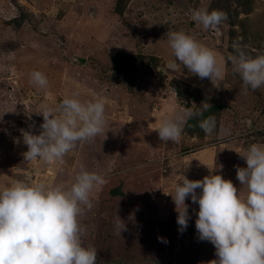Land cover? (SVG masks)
Listing matches in <instances>:
<instances>
[{"label": "rangeland", "instance_id": "1", "mask_svg": "<svg viewBox=\"0 0 264 264\" xmlns=\"http://www.w3.org/2000/svg\"><path fill=\"white\" fill-rule=\"evenodd\" d=\"M197 9L227 20L204 29L191 19ZM169 31L211 49L222 77L169 70ZM234 44L252 57L264 53V0H0V189L17 180L67 187L84 165L106 179L80 217L96 264H210L217 257L198 238L199 205L186 199L191 218L180 232L171 195L183 175L219 174L247 196L237 168L247 166L241 155L252 144L264 145V86L246 88L234 73ZM34 71L46 75V88L31 83ZM73 93L104 99V132L79 142L63 164L25 159L23 134H39L42 108ZM185 107L208 112L216 130L186 123L178 142H162V119ZM117 214L127 227L121 235Z\"/></svg>", "mask_w": 264, "mask_h": 264}, {"label": "clouds", "instance_id": "2", "mask_svg": "<svg viewBox=\"0 0 264 264\" xmlns=\"http://www.w3.org/2000/svg\"><path fill=\"white\" fill-rule=\"evenodd\" d=\"M191 19L204 29L218 27L227 20L220 10H192ZM174 60L168 69L186 67L201 79L212 82L222 77L224 68L214 52L192 36L181 31L167 33ZM229 57L234 73L240 75L246 88L264 86V53L252 57L239 45ZM179 61V63L177 62ZM31 83L48 86L46 75L31 73ZM205 110H207L205 108ZM39 134L25 132V159L44 164H63L64 157L79 142H87L104 132L105 101L97 97L82 101L79 93L62 99L58 106H44ZM202 112L185 107L162 119L157 129L162 142H178L189 119ZM206 135L216 130L215 118L200 122ZM246 167L237 168V179L248 193L241 198L231 180L210 174L202 180H189L183 175L171 195L176 207L179 231L188 227L190 197L199 205L195 227L198 238L215 247L216 259L210 264H264V145L252 144L245 155ZM106 182L105 177L80 166L70 186L17 180L0 189V264H96L98 251L86 246V226L80 217L93 208L91 193ZM200 190L197 192V190ZM117 233L126 231V224L117 214ZM167 243L163 237H158Z\"/></svg>", "mask_w": 264, "mask_h": 264}, {"label": "trees", "instance_id": "3", "mask_svg": "<svg viewBox=\"0 0 264 264\" xmlns=\"http://www.w3.org/2000/svg\"><path fill=\"white\" fill-rule=\"evenodd\" d=\"M207 113L208 112H205V114L202 115V117L198 116V117L189 119L188 122H187L188 125L190 124L192 127H197L198 126V128H199L200 122L206 118ZM185 150H187V148H185Z\"/></svg>", "mask_w": 264, "mask_h": 264}, {"label": "water", "instance_id": "4", "mask_svg": "<svg viewBox=\"0 0 264 264\" xmlns=\"http://www.w3.org/2000/svg\"><path fill=\"white\" fill-rule=\"evenodd\" d=\"M80 61H81V62H83V61H84V59H83V58H80Z\"/></svg>", "mask_w": 264, "mask_h": 264}, {"label": "bare ground", "instance_id": "5", "mask_svg": "<svg viewBox=\"0 0 264 264\" xmlns=\"http://www.w3.org/2000/svg\"><path fill=\"white\" fill-rule=\"evenodd\" d=\"M203 88V87H202ZM79 98H80V96H79ZM85 99H83V101H84ZM87 101V100H86ZM194 162V161H193Z\"/></svg>", "mask_w": 264, "mask_h": 264}, {"label": "crops", "instance_id": "6", "mask_svg": "<svg viewBox=\"0 0 264 264\" xmlns=\"http://www.w3.org/2000/svg\"><path fill=\"white\" fill-rule=\"evenodd\" d=\"M185 151H187V150H185ZM187 157H188V155H187Z\"/></svg>", "mask_w": 264, "mask_h": 264}]
</instances>
